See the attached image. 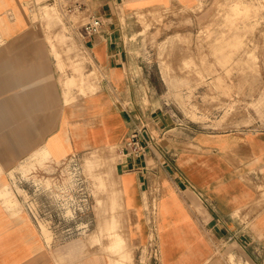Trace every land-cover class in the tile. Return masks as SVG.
I'll use <instances>...</instances> for the list:
<instances>
[{
    "label": "crops",
    "instance_id": "crops-1",
    "mask_svg": "<svg viewBox=\"0 0 264 264\" xmlns=\"http://www.w3.org/2000/svg\"><path fill=\"white\" fill-rule=\"evenodd\" d=\"M49 1L0 0V264H115L131 248L138 259L141 246L150 255L156 248L157 264H228L224 252L264 264V129H181L143 96L153 86L141 52L125 39L136 13L172 8L195 19L193 10L206 0H85L81 13L102 26L96 35L85 34L83 25L74 34L88 61L84 95L76 88L67 95L70 78L64 80L74 73L76 55L57 44L60 60L54 53L49 37L58 32L44 27L55 22L40 12ZM91 74L96 79L87 84ZM133 131L148 144L139 157L122 150ZM108 146L119 155L111 193L124 251L103 252L102 241L98 253L85 242H47L12 175L30 163L40 166L43 155L48 170ZM5 186L10 195L1 197Z\"/></svg>",
    "mask_w": 264,
    "mask_h": 264
},
{
    "label": "rangeland",
    "instance_id": "rangeland-1",
    "mask_svg": "<svg viewBox=\"0 0 264 264\" xmlns=\"http://www.w3.org/2000/svg\"><path fill=\"white\" fill-rule=\"evenodd\" d=\"M48 3L40 12L46 22H55L44 27L49 33L54 29L58 32L55 38L49 37L54 53L59 60L58 48L73 49L76 55L71 66L74 73L64 80L70 78L66 82L67 95L73 88L84 95L82 64L88 61L74 34L88 20L81 12L67 13L60 0ZM193 11L195 19L184 10L172 8L135 14L136 26L125 39L141 52L143 58L139 60L153 86L149 91L142 90L143 96L151 97L155 107L168 113L181 129H264V0H206ZM95 79L91 74L86 83ZM91 156L95 163L88 166L86 158ZM46 158L43 155L38 160L40 166L30 163L17 170L20 175H12L18 198L30 205V215L36 218L33 220L46 241L85 242L91 253H98L102 241L107 243L103 252L119 255L111 251L112 240L125 243L117 228L120 213H115L116 195L111 193L119 159L117 148L92 150L48 170L42 166ZM5 187L1 197L10 195ZM56 197L67 199L73 213L51 210L46 199ZM13 204L19 207L16 200ZM109 204L112 213L105 210ZM155 204L150 201L151 213H155ZM139 250L137 259L131 248L128 262L126 258L124 263L147 264L148 247L141 246ZM220 250L221 247L217 249ZM224 257L228 264H248L226 252Z\"/></svg>",
    "mask_w": 264,
    "mask_h": 264
},
{
    "label": "built area",
    "instance_id": "built-area-1",
    "mask_svg": "<svg viewBox=\"0 0 264 264\" xmlns=\"http://www.w3.org/2000/svg\"><path fill=\"white\" fill-rule=\"evenodd\" d=\"M60 3L63 5V7H64L65 11H67V13H72V14H75L77 12H81L85 6V0H60ZM101 26H102V23L98 18H90L89 21L82 26V29H83V32L87 35H96L99 33ZM151 140H152V138L149 137V141H151ZM147 146H148V144H147L146 140H144V141L142 140L140 131H133L130 134L128 140L125 142L122 150L125 154L135 156V157H139V156L144 155L145 147H147ZM54 196H57V195H54ZM198 199L202 203H204L206 206L208 205L207 201L204 200L202 197L198 196ZM51 200L48 201V199H46V203H47V205L49 204L51 206V210H53V209L59 210L60 213H69V212L73 213V211L71 210V207L68 206L67 199H62L61 197H56L55 199H51ZM85 201L86 200H83V202H85ZM23 206H24V209L26 210L27 213H29V214L33 213L32 210L30 209L29 204H27L26 202H23ZM31 217H32V219H34L36 221V218L33 215ZM150 257L153 260L152 264H157V250H156V248L152 247Z\"/></svg>",
    "mask_w": 264,
    "mask_h": 264
},
{
    "label": "bare ground",
    "instance_id": "bare-ground-1",
    "mask_svg": "<svg viewBox=\"0 0 264 264\" xmlns=\"http://www.w3.org/2000/svg\"><path fill=\"white\" fill-rule=\"evenodd\" d=\"M256 2V1H255ZM239 7V6H238ZM247 7V6H246ZM262 7V6H261ZM232 9V8H231ZM239 9V8H238ZM250 9V8H249ZM254 9V8H253ZM233 10V9H232ZM235 10V9H234ZM233 10V11H234ZM240 10V9H239ZM243 11V10H242ZM240 12V11H239ZM236 14H237V11L235 12ZM234 13V14H235ZM239 14V13H238ZM230 15H231V13H230ZM240 15V14H239ZM234 16V15H233ZM241 16V15H240ZM238 17V16H237ZM235 19H236V17H234ZM239 21V20H238ZM237 21V22H238ZM242 21V20H241ZM243 23V22H242ZM237 24V23H236ZM239 34V33H238ZM231 39V38H230ZM233 40V39H232ZM239 43V42H238ZM94 157V156H93ZM92 156L91 157H87L86 158V163H87V165L88 166H91L93 163H95V159L93 158ZM113 242L111 243V251L112 250H115V251H118V252H120V254L123 252V245H125L121 240H119V239H115V240H112ZM130 254V253H129ZM128 255V254H127ZM126 255L124 254V255H122V257H121V259L119 260V261H117V262H114L115 264H125L126 263V261H125V263H124V259H126ZM128 257H127V262H128ZM131 259V258H130ZM131 261V260H130ZM127 264V263H126Z\"/></svg>",
    "mask_w": 264,
    "mask_h": 264
}]
</instances>
